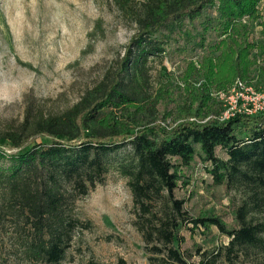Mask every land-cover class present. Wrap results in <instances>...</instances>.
Segmentation results:
<instances>
[{"label": "trees", "instance_id": "trees-1", "mask_svg": "<svg viewBox=\"0 0 264 264\" xmlns=\"http://www.w3.org/2000/svg\"><path fill=\"white\" fill-rule=\"evenodd\" d=\"M261 1L116 0L138 29L117 68L72 108L34 119L28 114L18 130L4 136L15 149L26 147L34 137L52 139L51 145L36 144L43 149L31 146L12 156L0 149V227L12 231L10 248L23 262L62 264L75 230L90 228L65 211L67 198L59 176L72 179L74 191L87 196L96 187L85 165L90 152L96 150L100 156L126 148L132 157L119 170L139 211L149 214L166 194L162 217L155 216L159 224L148 219L150 230L144 233L146 243L156 244V254L166 252L173 264H188L192 256L184 251L181 232L211 228L229 240L224 250L231 262L236 247L264 250V224L250 217L264 207V114L221 122L223 107L212 97L213 90H229L236 81L257 90L264 87V23L259 42L250 39L248 30L261 18ZM195 25L201 37L194 47L218 56L205 57L200 68L189 66L179 96L171 77L153 90L150 58L167 56L176 32L188 43L197 39L183 29ZM212 33L216 35L210 37ZM78 148L83 156L72 160L68 150ZM196 158L204 163L213 186L228 191L240 186L248 192V199L234 206L233 227L215 215L193 217L178 197L184 170ZM92 164L102 168L99 159ZM223 252L197 249L198 264H219Z\"/></svg>", "mask_w": 264, "mask_h": 264}, {"label": "rangeland", "instance_id": "rangeland-1", "mask_svg": "<svg viewBox=\"0 0 264 264\" xmlns=\"http://www.w3.org/2000/svg\"><path fill=\"white\" fill-rule=\"evenodd\" d=\"M139 1L135 0L136 4ZM118 7L116 0H0V149L7 155L25 153L32 147L43 149L44 146H36L38 143L51 145V138L38 136L31 138L26 147L15 149L4 136L18 130L28 114L34 119L72 108L117 68L138 32L132 16ZM259 14L261 18L250 23L248 29L250 39L258 42L262 39L264 0L259 5ZM242 23H247V19ZM183 29L190 30L197 39L188 43L183 33L176 32L167 56L150 58L153 90L171 77L179 96L184 91L182 78L189 66L200 68L205 57L219 54L211 55L194 47L201 37L197 35L201 31L198 25ZM215 35L212 33L210 37ZM224 38L219 36L220 40ZM225 91L228 89L213 90V99L221 103L218 95ZM68 155L72 160L83 156L79 148L69 149ZM131 157L128 148L100 156L96 150L91 151L85 165L95 178L96 187L87 196L74 191L72 179L59 176L67 198L65 211L72 219L90 224L88 230L79 227L75 230L62 264H173L166 252L156 254L153 250L156 244H148L144 238V233L150 230L148 219L159 224L155 216L162 217L166 194L153 204L149 214L139 211L128 180L119 170L130 163ZM98 159L100 170L97 164L91 165ZM177 195L186 201V209L193 217L215 215L229 227L234 226V206L248 199V192L240 186L229 191L223 186H213L198 158L184 170ZM250 217L255 223L264 224V207ZM6 231L0 227V264H30L10 248L8 237L12 231L8 227ZM181 234L186 240L184 251L192 256L188 264L201 261L197 249L223 250L219 264H264V250L260 247H236L231 262L224 250L229 240L216 228L196 233L185 229Z\"/></svg>", "mask_w": 264, "mask_h": 264}, {"label": "built area", "instance_id": "built-area-1", "mask_svg": "<svg viewBox=\"0 0 264 264\" xmlns=\"http://www.w3.org/2000/svg\"><path fill=\"white\" fill-rule=\"evenodd\" d=\"M223 112L221 122H227L237 116L264 114V87L259 90L243 81H237L228 91L219 93Z\"/></svg>", "mask_w": 264, "mask_h": 264}]
</instances>
